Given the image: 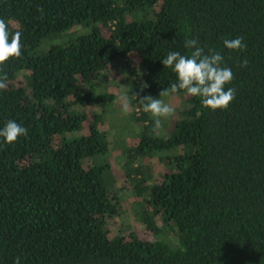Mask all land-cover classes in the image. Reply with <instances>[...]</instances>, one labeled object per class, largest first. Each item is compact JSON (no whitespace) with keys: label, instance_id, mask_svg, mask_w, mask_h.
Instances as JSON below:
<instances>
[{"label":"trees","instance_id":"obj_1","mask_svg":"<svg viewBox=\"0 0 264 264\" xmlns=\"http://www.w3.org/2000/svg\"><path fill=\"white\" fill-rule=\"evenodd\" d=\"M0 21L22 45L0 63V127L28 130L0 139V264H264V0H0ZM189 38L232 70L226 109L164 94L161 61ZM112 68L130 145L110 125ZM149 96L180 104L159 128ZM123 215L147 236L113 231Z\"/></svg>","mask_w":264,"mask_h":264},{"label":"clouds","instance_id":"obj_2","mask_svg":"<svg viewBox=\"0 0 264 264\" xmlns=\"http://www.w3.org/2000/svg\"><path fill=\"white\" fill-rule=\"evenodd\" d=\"M184 47L189 50L188 55H182L178 51H169L161 61L164 67L170 68L176 77V81L171 83L164 94H175L183 91L187 95L200 98L204 107L210 110L226 109L234 99V90L225 87L233 80L232 70L222 66L224 57L220 52L209 49L206 53L204 47L199 45L195 38L184 41ZM223 47L237 51L243 50L246 46L242 38L237 36L233 39H225ZM20 33L9 35L3 21H0V63L10 57L21 55ZM246 61L242 62L244 66ZM3 84H0V88ZM149 102L143 104V111L150 113L154 118V126H161V118L170 116L174 109L161 99L145 97ZM27 128L14 120H8L0 127V139L4 143H13L19 137H27Z\"/></svg>","mask_w":264,"mask_h":264},{"label":"rangeland","instance_id":"obj_3","mask_svg":"<svg viewBox=\"0 0 264 264\" xmlns=\"http://www.w3.org/2000/svg\"><path fill=\"white\" fill-rule=\"evenodd\" d=\"M88 31L87 28H82L80 30L77 31V33H82V32H86ZM43 49H46V46H44L43 44H41L39 47H38V50H43ZM110 75L111 77L106 79L104 81V84L106 85L105 86V89L109 92H111L115 98L113 100V107H114V110L115 112L111 115V122L112 125L111 127H115L114 130H118L120 129L122 134H124V137L125 139L127 140V145H130L132 144L133 142V139H132V135H131V130H132V126L130 125L129 121L127 119H123L119 122H116L115 124H113V121L114 120H120L121 116H122V113L124 114L125 112L127 113L129 111V107H128V104L126 102V98L123 96L124 94V91H125V76L123 73H120V71L118 69H115V68H112L111 69V72H110ZM105 77H103L102 79H104ZM113 80V81H112ZM108 81V82H107ZM112 81V82H110ZM20 82V77H17L16 80L11 84L9 83L8 86H12V85H18ZM103 83V81H101ZM118 85H116V83ZM161 100L168 104V102L171 104V106H180L179 102L177 100H174L172 99L170 96L168 97H164V98H161ZM182 106V104H181ZM96 109L95 108H90V107H87L86 108V113L91 116L92 115V112L95 111ZM175 112H177V110H175ZM168 117H164V119H168ZM106 122V121H105ZM109 124V123H108ZM86 131V128L84 129ZM134 131H136L134 129ZM22 161V162H21ZM20 164L23 165V164H27L28 163V159H24V160H21ZM153 164V163H152ZM156 165L153 164V168H154V171L156 173H160L161 171H163V168L161 165H159L158 163H155ZM113 169H115V166H113ZM114 175H120V172L117 171V173L114 171L113 172ZM118 176H116L117 178ZM159 176H156L155 179L158 180ZM120 179L123 180V178L120 177ZM112 188V186L110 187V189ZM131 199L132 198H124L123 200V207L124 209L128 210L130 212V206H131ZM121 218H123V220H121L120 218H116L112 223H111V229L113 231L116 230V228H119V223L120 221H122L123 223H125V231H134L136 232L139 236L141 237H146L147 236V231L143 229V227L141 225H139V223L133 218V216L131 215H127L126 216H122Z\"/></svg>","mask_w":264,"mask_h":264}]
</instances>
